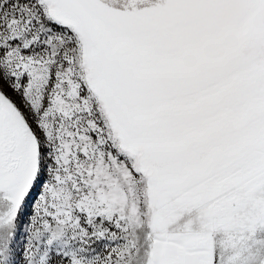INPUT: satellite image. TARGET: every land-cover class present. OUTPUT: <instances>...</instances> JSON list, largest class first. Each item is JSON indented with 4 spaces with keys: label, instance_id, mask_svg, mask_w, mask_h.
<instances>
[{
    "label": "snow or ice",
    "instance_id": "snow-or-ice-1",
    "mask_svg": "<svg viewBox=\"0 0 264 264\" xmlns=\"http://www.w3.org/2000/svg\"><path fill=\"white\" fill-rule=\"evenodd\" d=\"M0 264H264V0H0Z\"/></svg>",
    "mask_w": 264,
    "mask_h": 264
}]
</instances>
